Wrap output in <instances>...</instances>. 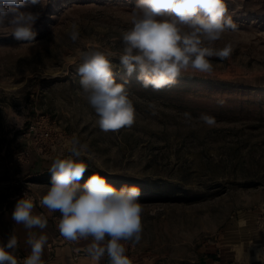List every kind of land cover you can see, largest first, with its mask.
Instances as JSON below:
<instances>
[{"label":"rangeland","instance_id":"374dc122","mask_svg":"<svg viewBox=\"0 0 264 264\" xmlns=\"http://www.w3.org/2000/svg\"><path fill=\"white\" fill-rule=\"evenodd\" d=\"M225 3L237 30L212 46L231 44L230 57H212L211 74L190 70L161 90L143 88L136 73L119 67L137 0L29 3L20 10L40 13L31 44L0 28V216L15 224L16 201L32 196L34 212L48 219L44 230L33 229L48 237L43 262L58 250L64 264L91 263L89 241H66L59 212L49 215L39 205L52 161L70 154L75 135L88 145L81 184L99 173L117 188L141 189V241L123 242L132 264H264V0ZM73 23L80 33L75 42ZM88 50L103 52L116 65V81H127L132 126L99 129L76 71ZM15 230L22 264L28 232L23 225Z\"/></svg>","mask_w":264,"mask_h":264},{"label":"clouds","instance_id":"9594fccd","mask_svg":"<svg viewBox=\"0 0 264 264\" xmlns=\"http://www.w3.org/2000/svg\"><path fill=\"white\" fill-rule=\"evenodd\" d=\"M42 4L43 0H0V28L9 30L16 40L35 43L32 30L40 13L21 11L27 4ZM225 0H137L131 13V27L122 34L123 49L119 67L137 79L143 88L161 90L174 85L189 72L211 74L210 58L228 59L231 44L216 49L212 45L225 31L237 30L227 15ZM75 42L80 36L73 23L69 33ZM77 68L79 84L88 105L98 117L96 123L105 133L130 127L135 120V108L129 97L127 81L115 79L113 61L101 51H83ZM186 116L190 114L185 113ZM200 120L211 125L214 117L201 114ZM69 155L55 158L48 171L50 186L39 200L48 214L59 212L57 228L60 235L74 243L89 241L86 252L99 262L107 257L108 264H132L126 255L125 243L138 244L142 238L141 189L123 184L117 188L99 173L83 184L80 181L89 165L82 157L88 145L73 136ZM36 204L29 193L16 201L11 219L23 225L28 235L25 243L30 253L22 264H44L42 256L48 244L44 230L48 219L36 214ZM18 238L13 233L6 243L0 242V264H18L15 250Z\"/></svg>","mask_w":264,"mask_h":264},{"label":"crops","instance_id":"0c3cea01","mask_svg":"<svg viewBox=\"0 0 264 264\" xmlns=\"http://www.w3.org/2000/svg\"><path fill=\"white\" fill-rule=\"evenodd\" d=\"M15 231H16L15 230V224L8 222L6 219V215L0 216V242H7V240L10 238V236L13 233L14 234L16 233ZM18 243H19V238H18ZM47 246L49 247L50 244ZM57 251H56V255H54L52 260L49 262V260L47 259L46 261H44V264H62L63 262L60 261V258L59 257H58V259L56 258V256L58 255ZM93 261L94 260L91 259L90 264H94Z\"/></svg>","mask_w":264,"mask_h":264},{"label":"built area","instance_id":"2783aa9c","mask_svg":"<svg viewBox=\"0 0 264 264\" xmlns=\"http://www.w3.org/2000/svg\"><path fill=\"white\" fill-rule=\"evenodd\" d=\"M41 136H42V138L47 140L49 138V133L46 132V133L42 134Z\"/></svg>","mask_w":264,"mask_h":264}]
</instances>
